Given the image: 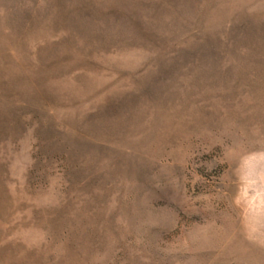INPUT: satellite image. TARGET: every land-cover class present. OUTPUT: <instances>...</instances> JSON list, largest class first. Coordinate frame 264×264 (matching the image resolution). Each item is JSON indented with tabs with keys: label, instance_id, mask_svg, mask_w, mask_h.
<instances>
[{
	"label": "rangeland",
	"instance_id": "rangeland-1",
	"mask_svg": "<svg viewBox=\"0 0 264 264\" xmlns=\"http://www.w3.org/2000/svg\"><path fill=\"white\" fill-rule=\"evenodd\" d=\"M0 264H264V0H0Z\"/></svg>",
	"mask_w": 264,
	"mask_h": 264
}]
</instances>
